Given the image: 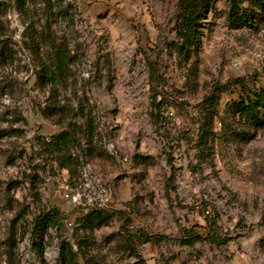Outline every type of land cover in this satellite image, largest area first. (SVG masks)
I'll return each mask as SVG.
<instances>
[{
	"label": "rangeland",
	"instance_id": "374dc122",
	"mask_svg": "<svg viewBox=\"0 0 264 264\" xmlns=\"http://www.w3.org/2000/svg\"><path fill=\"white\" fill-rule=\"evenodd\" d=\"M181 1L0 0V264H61L63 243L77 264H264V126L233 107L241 84L264 87L263 17L236 27L214 0L180 54ZM58 53L52 85L39 75ZM212 95L213 154L198 159ZM93 210L104 222L86 229ZM211 222L221 244L180 245Z\"/></svg>",
	"mask_w": 264,
	"mask_h": 264
},
{
	"label": "trees",
	"instance_id": "16d2710c",
	"mask_svg": "<svg viewBox=\"0 0 264 264\" xmlns=\"http://www.w3.org/2000/svg\"><path fill=\"white\" fill-rule=\"evenodd\" d=\"M26 0H18V4L25 3ZM214 0H182L180 2V14L177 20V35L175 41L176 49L182 53H189L198 47V34L199 24L203 17L204 12L213 4ZM229 5V20L235 24L236 27H241L242 24L249 25L257 15H262L264 21V0H253L252 6L255 8H242L240 5L241 0H227ZM256 11H259L256 14ZM53 68L49 69L45 64L40 73L42 81L49 84H55L57 80L62 76V67L64 66V58L61 54H56L53 59ZM155 102V101H154ZM217 97L212 95L204 99L205 112L202 124L200 125L197 139L193 143V148L196 150V156L199 158L209 159L212 158L213 150L211 142L215 137L213 130V117L216 114ZM155 108H158L160 103H154ZM235 112L240 116V119L247 127L261 128L264 126V87L260 88L253 93H249L244 84H241V95L237 103L233 105ZM59 116L62 122H64V109H61ZM240 137L248 135L246 131L239 133ZM68 140V133L64 131L59 135L52 138L48 143V146L52 148L53 153L62 155L64 152V143ZM64 167V164L61 165ZM49 216V215H48ZM45 216L38 223V230L44 231L45 228L52 222V218ZM104 219L100 211L93 210L87 215L84 220L86 229H93L103 224ZM215 222L209 223L210 231L203 236L202 234L195 232L196 226L190 229H184L182 231V237L179 239V243L183 247L193 248L196 243L208 240L210 243L221 244L215 231ZM155 240L152 236H146L141 240L142 244H147ZM156 243L159 241L156 240ZM42 254V251H40ZM59 261L61 264H77L75 255L71 251L68 245L62 244L59 252Z\"/></svg>",
	"mask_w": 264,
	"mask_h": 264
},
{
	"label": "built area",
	"instance_id": "2783aa9c",
	"mask_svg": "<svg viewBox=\"0 0 264 264\" xmlns=\"http://www.w3.org/2000/svg\"><path fill=\"white\" fill-rule=\"evenodd\" d=\"M208 213V212H207Z\"/></svg>",
	"mask_w": 264,
	"mask_h": 264
}]
</instances>
